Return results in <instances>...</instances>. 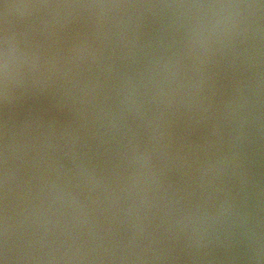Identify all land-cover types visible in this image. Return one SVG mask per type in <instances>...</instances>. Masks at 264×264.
Segmentation results:
<instances>
[{
    "label": "water",
    "instance_id": "1",
    "mask_svg": "<svg viewBox=\"0 0 264 264\" xmlns=\"http://www.w3.org/2000/svg\"><path fill=\"white\" fill-rule=\"evenodd\" d=\"M0 264H264V0H0Z\"/></svg>",
    "mask_w": 264,
    "mask_h": 264
}]
</instances>
